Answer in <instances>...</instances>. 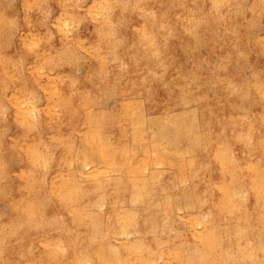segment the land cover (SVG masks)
Instances as JSON below:
<instances>
[{
    "label": "bare ground",
    "instance_id": "1",
    "mask_svg": "<svg viewBox=\"0 0 264 264\" xmlns=\"http://www.w3.org/2000/svg\"><path fill=\"white\" fill-rule=\"evenodd\" d=\"M3 1L0 264H264V71L210 104L178 61L217 45L239 71L241 21L262 24L253 44L264 57V0H90L84 42L79 0H19V21ZM213 81L223 87L220 72ZM98 86L118 100L100 118ZM181 221L184 232H166Z\"/></svg>",
    "mask_w": 264,
    "mask_h": 264
},
{
    "label": "rangeland",
    "instance_id": "2",
    "mask_svg": "<svg viewBox=\"0 0 264 264\" xmlns=\"http://www.w3.org/2000/svg\"><path fill=\"white\" fill-rule=\"evenodd\" d=\"M82 8L78 12V22L76 23L74 29L78 32V35L81 39V42L86 41L91 32L92 25L86 19L83 9L89 4L90 0H79ZM246 2V0H243ZM3 4L8 6L13 10L14 19L16 21L20 20L21 15V7L19 0H4ZM52 11L49 12L48 16H52ZM133 20L132 16L127 17L125 20H121L118 23V31L121 35H125L128 31V23ZM233 30L236 34L239 35L238 44L243 51L246 53V57L242 60L241 68L238 71L236 65L232 63L231 56L232 53H228V57L224 56V53L220 50L217 45H212L210 47L201 46L196 51L191 53L190 56L187 54L180 52L178 54L179 63H183L185 67L198 74L201 79L204 81V87L208 91V96L204 97L206 101L212 104L214 101L217 103H223L230 100L229 92L230 87H234L239 79H243L248 82L254 75H259L264 71V57L262 54L256 50L253 39L258 38L262 34V24L260 22L249 23L247 21H241L233 26ZM19 31H15L12 35V40L10 41V45L13 48L15 56H19L18 48L15 45V42L18 38ZM218 39H215L216 42ZM78 55L80 57L79 68H76L73 65H70L69 71L78 78L81 79L84 70L87 66L88 58L87 53L83 48L78 50ZM25 64V63H23ZM224 65V66H223ZM217 66V67H216ZM220 72L223 78V87L216 89L215 82L213 81V73ZM158 79V76H155ZM85 88L90 90L93 89V84L90 82L85 83ZM245 90V89H244ZM40 96H43L41 90H37ZM182 100V95L177 100H173L169 102V107L171 109L176 108V106L180 105ZM92 109L93 112L98 116V118L110 114L114 109L118 100L116 99L114 93L111 91V88L98 86L95 89L94 97L92 98ZM241 106L243 108H247L250 104L247 101H240ZM153 109L148 107L145 109V116L150 117L153 114ZM107 123V121H102ZM66 124H63L65 127ZM6 132L8 135H12L15 132L14 125H8L6 128ZM76 138V135H73ZM113 137V136H112ZM9 165L12 170V173L9 178V183L11 185L16 183L15 171L17 170V164L15 160H9ZM173 190V189H172ZM175 190V187H174ZM47 208L48 212L52 209L51 200L47 199ZM0 214L7 215L9 214V209L5 203V200H0ZM175 225V226H174ZM166 232L169 231H179L184 232L186 229V225L183 221L179 223H173ZM184 227V228H181Z\"/></svg>",
    "mask_w": 264,
    "mask_h": 264
}]
</instances>
